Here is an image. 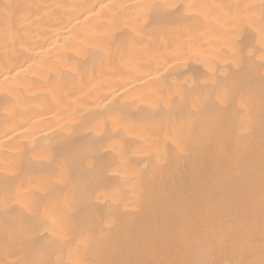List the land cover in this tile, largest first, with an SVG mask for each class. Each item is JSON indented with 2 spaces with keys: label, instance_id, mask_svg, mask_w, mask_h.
<instances>
[{
  "label": "bare ground",
  "instance_id": "6f19581e",
  "mask_svg": "<svg viewBox=\"0 0 264 264\" xmlns=\"http://www.w3.org/2000/svg\"><path fill=\"white\" fill-rule=\"evenodd\" d=\"M0 264H264V0H0Z\"/></svg>",
  "mask_w": 264,
  "mask_h": 264
}]
</instances>
